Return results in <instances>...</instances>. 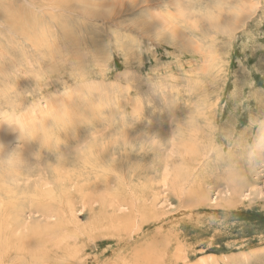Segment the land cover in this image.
I'll return each mask as SVG.
<instances>
[{"label":"rangeland","instance_id":"rangeland-1","mask_svg":"<svg viewBox=\"0 0 264 264\" xmlns=\"http://www.w3.org/2000/svg\"><path fill=\"white\" fill-rule=\"evenodd\" d=\"M21 2L0 0V94L20 122L0 121V160L24 162L0 171L16 201L1 264H264V0ZM101 92L118 108L95 110ZM64 109L58 137L35 135Z\"/></svg>","mask_w":264,"mask_h":264},{"label":"clouds","instance_id":"clouds-1","mask_svg":"<svg viewBox=\"0 0 264 264\" xmlns=\"http://www.w3.org/2000/svg\"><path fill=\"white\" fill-rule=\"evenodd\" d=\"M72 2L79 4L81 11H83L85 14H87L90 8L94 7V4L91 2V0H66V3L62 5V8L67 7ZM20 7L26 13L31 11V9L34 7L33 0H22V2L20 3ZM63 15H64L63 12H61L60 18L63 17ZM72 77L74 80H78L81 82L85 80V77L79 72H73ZM252 84L253 83L249 81L245 86L252 85ZM255 98L258 100V106L264 107V89L260 90L257 93ZM81 99L91 104L92 103V90L90 89L88 94L82 96ZM0 101H3L7 105V107L0 105V121L11 120V121H15L20 126V122H18V117L16 116L12 107H10L9 99L5 95L0 94ZM98 103H103L104 108H118L119 106L118 93H112L111 95H109L107 92H101L99 101L96 104H93V108L95 110H97ZM137 105L138 107L136 108V110H134L132 114L134 119L137 118V114H139V118H142L143 104L139 99L137 100ZM151 106H152L151 102H149V107ZM154 111H159L161 114H163L164 109L162 108L154 109ZM5 113H7V115H5ZM53 117L63 120V125L58 126V120L54 119ZM48 118H51L54 121V126L51 128H47L44 126V120ZM119 120L126 121L127 120L126 115L121 113ZM23 122H28V120H23ZM115 122L116 121L114 120L113 123ZM71 123H72V113L68 109H64L63 111L59 113H56V112L53 113L52 116H44L41 119H36L35 124H34V127L36 129L35 135L37 133H40L43 135V138L45 139V133L51 132L52 134L57 136V133L59 131L64 130ZM24 136L27 138L34 137V136L29 137L27 135H24ZM256 147L264 149V135H261L257 138ZM0 150H2V146H0ZM23 163L24 162L22 161L20 155L18 153H13L7 159L0 160V171L7 170L11 165H16L17 167L22 168ZM249 255H250V264H261V261L258 258V254L253 252V253H250Z\"/></svg>","mask_w":264,"mask_h":264},{"label":"bare ground","instance_id":"bare-ground-1","mask_svg":"<svg viewBox=\"0 0 264 264\" xmlns=\"http://www.w3.org/2000/svg\"><path fill=\"white\" fill-rule=\"evenodd\" d=\"M207 6V5H206ZM211 10V9H210ZM220 21V20H219ZM213 27V26H212ZM221 27V26H220ZM217 28V27H216ZM30 30V29H28V28H24L23 30ZM32 30V29H31ZM35 29H33V31H34ZM29 32V31H28ZM32 32V31H31ZM27 33V32H26ZM37 33V32H36ZM36 33L35 34H33V35H28V37H29V39H31L32 40V42H34V43H38V42H40V36L39 35H36ZM27 35V34H26ZM127 138V137H126ZM42 146V145H41ZM57 154V153H56ZM55 154V155H56ZM58 156V155H57ZM17 171V170H16ZM18 174V173H17ZM17 174L15 175V176H17ZM11 175V174H10ZM19 175V174H18ZM9 181V180H8ZM6 182V181H5ZM8 183V182H7ZM7 183H3V184H6V185H8ZM2 184V185H3ZM2 185H0V186H2ZM10 186V185H9ZM4 188V187H3ZM10 188L11 187H9V188H7V191H8V189L10 190ZM5 189V188H4ZM4 189H2V190H4ZM11 190H13V189H11ZM15 190V189H14ZM14 190H13V193H14ZM6 191V192H7ZM2 192V191H1ZM4 192V191H3ZM2 192V193H3ZM5 192V193H6ZM2 193H1V195H2ZM5 193H4V195H5ZM9 193V192H8ZM8 193H6L7 195H8ZM10 195H11V193H9ZM21 195V194H20ZM21 196H24V195H21ZM43 196V195H42ZM17 197H18V195H17ZM16 197V198H17ZM25 197V196H24ZM42 198V197H41ZM22 200V199H21ZM16 202V201H15ZM14 202V200L12 199V198H9V200H6V199H3V198H1V196H0V220H1V216L4 214H7L6 213V211H8V209H9V211H10V208H9V206H14V205H16V203ZM20 210V209H19ZM16 211V210H15ZM19 213V212H18ZM4 217V219H5V221L4 222H2V226L4 227V229L3 230H6L7 231V234H8V230L9 229H11V226L13 225V223H12V219H10L11 217H10V215H7V217H6V215L5 216H3ZM14 220V219H13ZM14 222V221H13ZM116 222V221H115ZM0 223H1V221H0ZM16 223V222H15ZM117 223V222H116ZM120 224V223H119ZM13 227V226H12ZM15 227H17L16 225H15ZM33 227V226H32ZM36 227H37V225H36ZM16 229V228H15ZM14 229V227H13V229H11V231L12 230H15ZM2 230V231H3ZM18 230V229H17ZM5 231V232H6ZM14 233V232H13ZM4 234V233H3ZM17 235V234H16ZM2 236V235H1ZM10 236V235H9ZM14 237H15V234L13 235ZM26 236V235H25ZM31 236V235H30ZM3 237V236H2ZM5 237H6V235H5ZM18 237L19 238H13V240H14V242H18V244L19 245H21V244H23V243H21V241H20V237H22V236H19L18 235ZM7 238V237H6ZM29 238V237H28ZM31 238H32V236H31ZM34 239V238H33ZM10 240V239H9ZM26 240V239H25ZM4 241V240H3ZM8 241V240H7ZM23 241V240H22ZM29 241V240H28ZM39 242V241H38ZM25 243V242H24ZM26 243H27V241H26ZM30 243V242H29ZM32 243V242H31ZM35 243V242H34ZM26 245V244H25ZM24 245V246H25ZM4 246V245H3ZM31 246V245H30ZM13 247V246H12ZM19 247V246H18ZM32 247V246H31ZM11 248V247H10ZM9 248V249H10ZM6 249V248H5ZM14 249V248H13ZM17 249V248H16ZM33 249V248H32ZM153 250V249H152ZM15 250H13V253H15L14 252ZM18 251V250H17ZM32 251V250H31ZM6 252V251H5ZM10 252V251H9ZM9 252H7L8 253V255L9 254H11V253H9ZM30 252V251H29ZM5 254V253H4ZM18 254V253H17ZM8 255H6V256H8ZM154 255V254H153ZM140 257V256H139ZM155 257V256H154ZM163 257V256H162ZM13 258V257H12ZM41 259H42V257H40ZM140 258H147V257H140ZM9 260V258H6V260ZM33 259V258H32ZM38 259V258H37ZM159 259V258H158ZM10 260H11V258H10ZM143 260V259H142ZM172 260V259H171ZM174 260V259H173ZM13 261V260H12ZM39 261V260H38ZM144 262H147L148 260L146 259V260H143ZM156 261V260H155ZM4 262V261H3ZM40 262V261H39ZM41 263H43L42 261H41ZM0 264H1V262H0ZM8 264H12V263H8ZM30 264H32V263H30ZM127 264V263H126Z\"/></svg>","mask_w":264,"mask_h":264}]
</instances>
